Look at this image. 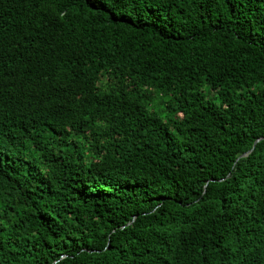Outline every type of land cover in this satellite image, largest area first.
Segmentation results:
<instances>
[{
	"label": "trees",
	"instance_id": "1",
	"mask_svg": "<svg viewBox=\"0 0 264 264\" xmlns=\"http://www.w3.org/2000/svg\"><path fill=\"white\" fill-rule=\"evenodd\" d=\"M0 264H264V0H0Z\"/></svg>",
	"mask_w": 264,
	"mask_h": 264
},
{
	"label": "water",
	"instance_id": "2",
	"mask_svg": "<svg viewBox=\"0 0 264 264\" xmlns=\"http://www.w3.org/2000/svg\"><path fill=\"white\" fill-rule=\"evenodd\" d=\"M260 140V139H259ZM246 155V154H245Z\"/></svg>",
	"mask_w": 264,
	"mask_h": 264
}]
</instances>
